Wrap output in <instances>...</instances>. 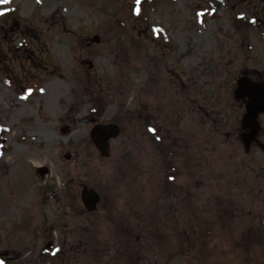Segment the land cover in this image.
I'll use <instances>...</instances> for the list:
<instances>
[{
    "label": "rangeland",
    "instance_id": "1",
    "mask_svg": "<svg viewBox=\"0 0 264 264\" xmlns=\"http://www.w3.org/2000/svg\"><path fill=\"white\" fill-rule=\"evenodd\" d=\"M226 2L200 23L201 0L0 1V264H144L124 245L141 224L123 203L172 176L197 251L187 241L167 264H264V153L242 147L233 94L241 71L264 73V52ZM91 117L120 126L107 158ZM82 184L102 215L83 210ZM77 242L88 250L68 253Z\"/></svg>",
    "mask_w": 264,
    "mask_h": 264
},
{
    "label": "flooded vegetation",
    "instance_id": "2",
    "mask_svg": "<svg viewBox=\"0 0 264 264\" xmlns=\"http://www.w3.org/2000/svg\"><path fill=\"white\" fill-rule=\"evenodd\" d=\"M2 1V0H0ZM204 3L203 13L199 14V11L197 12V18L198 22L202 23L203 18H217L216 13L220 6L219 3L224 4L225 7H227L228 11H231L233 7L229 5V3L226 2V0H201ZM236 5V13H234L233 16L237 19V27H238V35L243 33H249L255 40L254 47H258L260 51H262V55L264 52V0H235ZM86 45L90 47L92 44L90 42H86ZM246 41L242 40L241 46L245 47ZM252 45V46H253ZM241 71V70H240ZM242 74L248 75L252 79H257L264 81V73L260 72L258 70L253 71H241ZM242 104H244V99L242 101ZM245 106V104H244ZM145 115L138 114V117H143L144 119H148L149 115L147 112V108L145 109ZM92 123H97L94 117H91L90 120ZM264 131H262L263 133ZM261 133V134H262ZM264 147V145H263ZM249 151V150H248ZM264 153V151H263ZM251 175V173H249ZM176 178L170 177L167 181L158 182L156 184L152 183V186L145 190L146 185L141 184L139 192V197L135 198H127L125 202L123 203L124 211L123 219L127 221V224L130 226L131 223H137V220H140L141 227H139V230L136 231L132 228L128 231L127 240L129 239V244L126 243L124 245H128L126 249L130 252H132V258L137 261L144 264H167L168 261L171 260V258L175 257V259L178 258L179 262H181L182 256H183V250L185 249L184 245L187 243V241H190L189 247H192L194 251H197V248L195 250L194 245L197 244V239L195 238L194 229L192 230L194 221L189 211L183 212L182 215H186L187 218V224L185 223V226L183 223L181 224V217L179 214V195H177L178 186L176 184ZM163 194H162V193ZM147 193V197L150 198V201H145ZM190 192L185 191V198L182 201V205H185V201H187L188 197H191ZM159 195V197L157 196ZM162 195H168L169 198H171L172 201H174V204L172 203V210H171V217H172V223L173 229L172 231H163V217H162V207L158 206L157 203L161 202L162 198L160 196ZM159 199V201H156ZM101 201V199H100ZM165 201V200H163ZM190 202L191 198L189 199ZM100 203V202H99ZM99 203L96 205V210H94L93 213H87V214H94L98 213L102 215V210L100 207H98ZM149 203H153L152 207H148ZM137 205L140 207V213L138 215H134V207ZM156 206V207H155ZM188 206V205H186ZM186 209V207H185ZM147 212H154L155 214V221L154 222V228H149L148 224H152V221L148 220L147 218ZM250 213V211H248ZM182 216V218H183ZM135 219H134V218ZM156 223V224H155ZM188 227V228H187ZM190 231L192 234H187L186 229ZM135 233V234H134ZM191 235V236H190ZM182 236L186 239L182 241ZM95 238H99L98 236ZM117 238V237H116ZM132 239V240H131ZM78 244L75 245H68V253L72 252H86L88 249L84 248L81 249L82 244L77 242ZM65 247L67 244L65 242L62 243ZM99 246V245H98ZM99 246V250H100ZM93 251H96V248L93 249ZM169 251V252H168ZM63 252V251H62ZM169 254V255H168ZM182 264V263H179Z\"/></svg>",
    "mask_w": 264,
    "mask_h": 264
},
{
    "label": "water",
    "instance_id": "3",
    "mask_svg": "<svg viewBox=\"0 0 264 264\" xmlns=\"http://www.w3.org/2000/svg\"><path fill=\"white\" fill-rule=\"evenodd\" d=\"M94 42L98 41V36L93 38ZM236 87L233 90L234 98L241 100L244 98L245 112L240 120L242 132L240 139L244 148H250L251 144L261 143L258 140V134L261 130L259 124V116L264 114V83L258 81H251L247 76L239 77L236 81ZM67 127L61 129L64 133ZM120 134L119 127L115 124H98L90 129V140L95 145L101 157L109 156V140L117 137ZM69 158L70 155H64ZM80 199L83 207L89 212H93L97 202L99 201L98 194L82 186Z\"/></svg>",
    "mask_w": 264,
    "mask_h": 264
},
{
    "label": "trees",
    "instance_id": "4",
    "mask_svg": "<svg viewBox=\"0 0 264 264\" xmlns=\"http://www.w3.org/2000/svg\"><path fill=\"white\" fill-rule=\"evenodd\" d=\"M2 131L6 132L7 130L5 128H2Z\"/></svg>",
    "mask_w": 264,
    "mask_h": 264
},
{
    "label": "snow or ice",
    "instance_id": "5",
    "mask_svg": "<svg viewBox=\"0 0 264 264\" xmlns=\"http://www.w3.org/2000/svg\"><path fill=\"white\" fill-rule=\"evenodd\" d=\"M5 2H8V0H5Z\"/></svg>",
    "mask_w": 264,
    "mask_h": 264
}]
</instances>
